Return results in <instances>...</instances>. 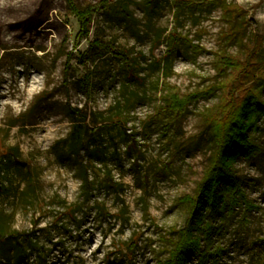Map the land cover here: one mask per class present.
Wrapping results in <instances>:
<instances>
[{
    "label": "rangeland",
    "instance_id": "rangeland-1",
    "mask_svg": "<svg viewBox=\"0 0 264 264\" xmlns=\"http://www.w3.org/2000/svg\"><path fill=\"white\" fill-rule=\"evenodd\" d=\"M99 1L74 0L78 7ZM110 1L85 38L66 0H0V155H14L2 177L0 230L36 238L47 264H157L166 257L213 151L216 108L250 84L241 75L251 59H262L264 0H226L244 12L240 45L217 5ZM170 33L185 42L163 78ZM95 38L131 58L134 78L109 53L81 60ZM225 56L237 65L229 69ZM168 91L188 101L174 121L162 112ZM76 111L96 130L90 192L82 166L88 156L69 147ZM254 136L260 155L236 163L253 208L246 223L240 208L222 222L216 264L264 257L257 240L264 234V120ZM34 259L30 253L19 264Z\"/></svg>",
    "mask_w": 264,
    "mask_h": 264
},
{
    "label": "trees",
    "instance_id": "trees-1",
    "mask_svg": "<svg viewBox=\"0 0 264 264\" xmlns=\"http://www.w3.org/2000/svg\"><path fill=\"white\" fill-rule=\"evenodd\" d=\"M66 1L70 12L78 22L79 35L85 38H88L93 18L100 11L108 9L111 4L110 0H100L98 3L78 7L74 0ZM195 4L219 6L223 15L226 16L230 30L239 33L236 37V44H241L246 32V20L241 7L236 3L226 2V0H196ZM184 42L185 39L179 34L170 33L166 37L167 50L161 61L163 78L171 75L173 61ZM254 51L257 49L253 48V53ZM103 53H109L121 60L126 67L127 78H134L131 58L113 44L97 38L89 42L88 49L80 55V58L84 62L87 60L95 62L102 57ZM263 53L264 50L262 59L258 61L251 59L247 63L249 67L246 68V74L241 75L246 79H251L250 84L244 87L238 96L235 92L229 93L225 101L221 100L222 102L220 101L217 106V116L211 124L214 148L208 165L197 182L193 195L187 199L190 207L183 226L177 230L167 256L159 258L157 264H216L215 258L223 249L214 241V235L222 232L224 228L222 222L230 219L233 212L240 208L242 210L241 219L243 223H246L247 213L253 208V204L247 197L245 184L238 174L236 163L241 159L253 161L261 151L254 135L264 120ZM224 58L229 69L237 65V60L228 56ZM90 73L81 78L84 85H88L86 90L91 86L92 74ZM169 94L168 91L163 97L164 104L161 107L165 118L174 121L182 114L188 101L179 98L175 92ZM71 121L73 126L69 135V147L77 156L81 153L88 156L84 158L85 164L82 163V166L84 167V185H87V188L90 187L88 189L90 192L93 189V182L88 179L87 167L92 165L91 153L92 145L97 142L96 130L89 128L87 119L80 111L71 115ZM12 160L14 161V155L10 151L0 155V192L5 189L2 180L5 168ZM18 234L14 232L6 235L0 230V259L6 264H19L28 254L34 253L36 259L32 264H47L48 254H46L44 245L39 244L38 240L32 238L27 232L22 233L21 239L18 238ZM257 240L260 246L264 247V234ZM257 264H264V257Z\"/></svg>",
    "mask_w": 264,
    "mask_h": 264
}]
</instances>
